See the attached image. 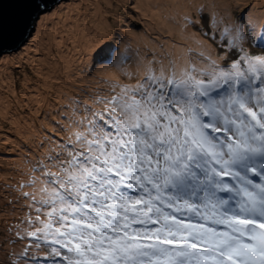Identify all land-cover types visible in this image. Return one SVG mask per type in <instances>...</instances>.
I'll return each instance as SVG.
<instances>
[{
    "label": "snow or ice",
    "instance_id": "obj_1",
    "mask_svg": "<svg viewBox=\"0 0 264 264\" xmlns=\"http://www.w3.org/2000/svg\"><path fill=\"white\" fill-rule=\"evenodd\" d=\"M222 23L223 63L140 76L122 53L130 82L70 98L21 185L12 264H264V25Z\"/></svg>",
    "mask_w": 264,
    "mask_h": 264
},
{
    "label": "rangeland",
    "instance_id": "obj_2",
    "mask_svg": "<svg viewBox=\"0 0 264 264\" xmlns=\"http://www.w3.org/2000/svg\"><path fill=\"white\" fill-rule=\"evenodd\" d=\"M99 16H104L116 33L106 39L111 47H97L95 57L86 66L85 49L75 46L78 34L71 36V29L77 22L80 31L101 39L103 31L97 27L96 33L92 30ZM185 17L194 21L195 26L188 24ZM214 19L223 22L220 28L233 22L245 25L251 22L259 27L264 25V0H62L38 16L34 29L20 47L3 52L0 56V264H12L14 254L28 244L16 236L17 231L25 228L21 221L29 214L24 199L20 198L29 189L21 185L33 175L30 169L47 151V145L39 147L41 142L47 140L48 132L57 134L54 127L57 123L63 124L60 114L68 111L70 98L77 97L81 103H87L95 94L108 90L105 80L130 82L111 66L122 53L128 57L125 71L140 76L143 67L150 63L157 69H174L177 74L193 67L204 69L210 60L223 63L222 53L226 49L221 47L223 42ZM50 29L52 37L59 41L58 50L75 53L69 77L67 72L59 77V70H49L55 59H61L55 47L51 56L39 43L41 34L46 35ZM132 50L134 55L129 57ZM44 79L54 85L44 86Z\"/></svg>",
    "mask_w": 264,
    "mask_h": 264
},
{
    "label": "water",
    "instance_id": "obj_3",
    "mask_svg": "<svg viewBox=\"0 0 264 264\" xmlns=\"http://www.w3.org/2000/svg\"><path fill=\"white\" fill-rule=\"evenodd\" d=\"M62 0H0V48L3 52L15 50L27 39L34 24L45 10L51 9ZM39 5V7H36ZM26 21V27L21 31V18Z\"/></svg>",
    "mask_w": 264,
    "mask_h": 264
},
{
    "label": "bare ground",
    "instance_id": "obj_4",
    "mask_svg": "<svg viewBox=\"0 0 264 264\" xmlns=\"http://www.w3.org/2000/svg\"><path fill=\"white\" fill-rule=\"evenodd\" d=\"M93 16H95V15H93ZM94 22L95 23H94V27L92 30L95 32V29L97 27L98 29L102 30L104 33V35L101 37V39L94 36L96 34H92V36H94V38H91L92 36H90L87 32H85L83 30L80 31L78 29L77 22L74 23V25H73V26H75V25H77V26H75L71 29V36H73L72 33L76 34V35L78 34L76 42H75V46L81 45L85 49L86 55H85L83 61L86 64V66L91 61V59L93 57H95L97 47L105 48V45H107V47H109L110 42L109 41L107 42L106 39L112 38L113 35L116 33L115 30H112V28H111L112 25L110 26V24H108V21L105 19L104 16L97 17L94 20ZM51 31L52 30L50 29L46 35L41 34V39H40L39 43L41 45H43V47L46 49L47 54H51V56H52V55H54V48L53 47H55L57 51H60V50H58V48L56 47L59 41L55 40L54 36L52 37ZM132 53H133V50L130 52V55H128V56L130 57ZM73 54H75V53L69 54V52L67 50H61L60 51V58L61 59L60 60L55 59V61L52 62V64H51L52 67H51V65L49 66V70L51 71V68L59 70L61 72L58 75L59 77H62V75L65 74L66 72L69 74L70 67L72 66V63L74 61ZM133 55H134V53H133ZM70 75H72V74L67 75V77H69ZM74 78L76 79V77H74ZM42 84H44V86H47V87L54 85V84H52V82H48L46 79H44L42 81ZM4 109L7 111L6 107H4Z\"/></svg>",
    "mask_w": 264,
    "mask_h": 264
},
{
    "label": "trees",
    "instance_id": "obj_5",
    "mask_svg": "<svg viewBox=\"0 0 264 264\" xmlns=\"http://www.w3.org/2000/svg\"><path fill=\"white\" fill-rule=\"evenodd\" d=\"M48 134H51V132H48ZM36 142H37V139H36V141H35V145H36ZM38 255H42V254H38Z\"/></svg>",
    "mask_w": 264,
    "mask_h": 264
}]
</instances>
